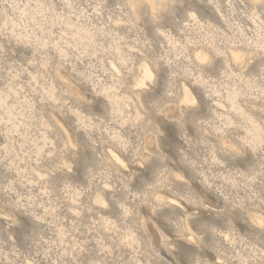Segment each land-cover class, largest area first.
I'll return each instance as SVG.
<instances>
[{
    "label": "clouds",
    "instance_id": "1",
    "mask_svg": "<svg viewBox=\"0 0 264 264\" xmlns=\"http://www.w3.org/2000/svg\"><path fill=\"white\" fill-rule=\"evenodd\" d=\"M0 264H264V0H0Z\"/></svg>",
    "mask_w": 264,
    "mask_h": 264
}]
</instances>
